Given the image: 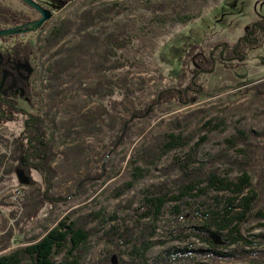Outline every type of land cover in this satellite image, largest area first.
Here are the masks:
<instances>
[{"label": "rangeland", "instance_id": "1", "mask_svg": "<svg viewBox=\"0 0 264 264\" xmlns=\"http://www.w3.org/2000/svg\"><path fill=\"white\" fill-rule=\"evenodd\" d=\"M1 1L25 12L32 21L40 19L38 12L19 0ZM35 1L49 8L53 17L36 34L24 39L34 43L36 52L32 66L23 70L34 72L32 92L37 95L40 89L44 91L42 102L36 98L33 109L22 100L19 103L34 115L48 112L47 77L54 51L47 52L44 47L49 34L63 21L78 22L85 10L106 12L107 21L98 22L90 32L101 38L119 35L129 46L106 63L111 69L108 72L95 70L101 62L96 55L87 58L84 68H79L71 79L67 77V100L52 112L56 126L52 169L56 177L51 196L61 202L43 204L32 220L27 215L30 203L39 198L44 182L36 170L26 175L16 169L12 143L22 133L23 117L0 129V157L6 156L0 166V240L5 238L0 243V256L37 243L67 217L82 221L87 218L91 239L75 264H117L118 260L129 264L133 260L130 247H123L118 238L111 241L108 234L132 228L140 221L137 212L141 208L150 205L156 210V200L162 197L161 192H155L158 188H164L167 198L156 221L154 242L158 244L147 253V264L177 252L208 249L190 236V228L200 223L201 212L223 205L232 197V184L238 183L240 177L237 167L247 159L241 143H229L234 136L243 134L248 138L250 132L258 134L252 176L254 182L259 178L264 181V88L258 87L264 85H260L264 82V44L250 53L244 67L236 71L217 68L208 78L207 91L198 103L189 107L173 103L154 110L149 105L162 90L177 87L190 46L211 49L223 41L236 42L246 26L264 17V0ZM77 40L69 37L66 45L71 47ZM116 59L128 64L123 63L124 69L112 70ZM100 83L104 84L102 90L91 95L90 90ZM146 110L150 113L148 118L131 121L132 114ZM93 112L97 114L91 124L95 131H88L77 121L72 135L66 136L67 122ZM165 134L186 138L190 144L147 168L139 154ZM189 154L194 163H187L188 170L200 168L206 175L216 172L223 184L207 183L206 177L195 185L194 191L175 184L182 174L175 164L180 159L185 165L190 161ZM134 169H141L144 180L116 197V191L132 181ZM261 188L264 194V184ZM241 230L244 242L215 249L223 255H233L231 262L206 260L204 264H264V218L243 225ZM242 251L250 254L243 256ZM73 260L61 256L55 262L69 264ZM133 264H140L139 260Z\"/></svg>", "mask_w": 264, "mask_h": 264}, {"label": "trees", "instance_id": "2", "mask_svg": "<svg viewBox=\"0 0 264 264\" xmlns=\"http://www.w3.org/2000/svg\"><path fill=\"white\" fill-rule=\"evenodd\" d=\"M106 17V12L85 10L78 22L63 21L47 37L44 48L47 52H54L50 56L47 77L49 80L46 105L48 106V112L43 115H34L21 108L18 105L16 93L17 90L18 95H21L32 109L36 107V98L39 102L43 100L44 90L40 89L37 95L34 94L31 89L32 77L28 81L21 80L19 75H24V73L18 69V67L32 64L36 52L35 45L32 41L24 39L36 34L38 31L13 37H0V59L3 61L0 67V129L14 122L16 118L23 117L22 133L12 143V155L17 161L16 169H22L26 175L32 169L36 170L42 174L44 182V190H39V198L30 203L31 209L27 213L30 220L35 218L43 204L48 203L53 206L61 202L59 198L56 199L51 196L53 181L56 177V173L52 169V164L55 161L53 150L56 145V126L52 118V112L60 103L67 100L65 85L74 73L79 71V68H84V65L87 64V58L99 56L101 62L95 66V70L106 73L111 70L106 67V63H109L113 57L125 51L129 46V42H126L125 39L122 40L119 35L110 34L106 38H101L90 32L98 22L107 21ZM31 22L33 21L28 14L13 9L0 0V31L19 25L24 26ZM21 37L23 38L21 39ZM69 37L78 39L71 47L66 45V40ZM263 44L264 17L246 26L243 35L234 43L223 41L216 43L211 49H206L203 46H190L182 61L181 73L177 78V87L159 92L149 107L154 110L162 105L173 103L178 104L180 107H189L198 103L201 96L207 91L208 78L215 73L217 68L221 67L236 71L244 67L250 53L255 49H259ZM116 62L117 65L113 66L112 70L124 69L126 66L123 63L128 64L127 61L120 62L119 59H116ZM67 77L70 78L67 80ZM262 84L264 82L260 85ZM103 86L104 84L100 83L98 87L90 90V94L93 95L101 91ZM258 87L263 89L264 85ZM149 114L148 110L137 111L132 114L131 121L148 118ZM96 117L97 114L93 112L67 122L64 126L66 136L72 135L71 129L78 125L77 121L81 122L88 131H95L91 124L93 120L97 119ZM131 121L129 120L127 123ZM125 127H123V130ZM257 142L258 134L255 132H250L248 138L240 134L229 141L233 145L241 143L244 147V153L247 155L246 161L240 163L237 167V171L240 173L239 182L232 184V197L227 199L226 203L212 206L201 212L199 216L200 223L190 228V236L207 245L208 249L177 252L172 256L158 258L153 264H204L206 260L215 263H228L233 260V255H223L216 252L215 249H227L236 243L244 242L241 237L243 225L261 221L264 218V212L262 211L264 194L261 188L264 181L262 182L259 178L254 182L252 176L254 174L253 164ZM189 144L190 141H187L186 138L184 140L180 137L165 134L156 138L149 147L143 149L139 157L147 168L155 167L169 153L176 152ZM5 157V155L0 157V166ZM187 158L190 161L186 162L185 165L180 163V159H178L179 164H175L177 169H182V174L175 184L181 185L183 189L188 191H194L195 185L202 181L204 177H206L207 183L213 185L223 184V180L218 177L216 172H213L211 176L206 175L203 169L200 168L188 170L186 165H189L187 164L189 162L194 163V158H191V154ZM132 171V181L119 188L115 193L116 197H121L126 191L131 190L135 184L144 180L145 176L142 174L141 169ZM28 179L30 183H33L30 177ZM155 192L162 193V197L156 200L158 204L156 210H152L150 205H147L137 212L140 221L136 222L132 228L125 227L120 232L111 231L108 234L111 241L118 238L123 247H130L133 256L132 264L136 259L139 260L140 264H147V253L158 244V242H154L157 229L156 221L159 219L162 213L161 209L166 203L167 192L164 191V188H158ZM174 213H179V210H174ZM84 219L87 221V218ZM85 220L65 218L58 222L54 229L48 231L37 243L9 255L0 256V264H56L55 260L61 256H64L66 260L75 258L74 262L69 263L75 264L80 252L87 247L92 235L87 230ZM145 220H148L149 223L141 224ZM1 239L0 243L5 240V238ZM242 254L245 256L250 253L242 251ZM117 264L128 263L118 260Z\"/></svg>", "mask_w": 264, "mask_h": 264}, {"label": "water", "instance_id": "3", "mask_svg": "<svg viewBox=\"0 0 264 264\" xmlns=\"http://www.w3.org/2000/svg\"><path fill=\"white\" fill-rule=\"evenodd\" d=\"M19 1L29 6L30 8L34 9L36 12H38L41 18L37 21L33 20V22L26 24L24 26L19 25L18 27L0 31V37H13L17 35H25L32 32L33 33L37 32L41 29V27H43V25L46 22L52 19L53 12L49 10V8L48 9L44 8L43 6L38 4L35 0H19Z\"/></svg>", "mask_w": 264, "mask_h": 264}, {"label": "flooded vegetation", "instance_id": "4", "mask_svg": "<svg viewBox=\"0 0 264 264\" xmlns=\"http://www.w3.org/2000/svg\"><path fill=\"white\" fill-rule=\"evenodd\" d=\"M40 18H41V16H40ZM2 59H0V67H1V65H2ZM32 66V64L31 65H29V66H22V67H18V69H20L23 73H24V75H22V74H20L19 76H20V79L21 80H24V81H28L31 77H32V75H33V71L32 70H30V72H28L27 70H26V72L23 70V69H26V67H31ZM19 70V71H20ZM16 93H17V100H18V102H20V100H22V101H24V102H26V103H28L27 101H25V100H23V98H22V96L21 95H18V91L16 90ZM29 104V103H28ZM18 105H20V103L18 104ZM30 105V104H29ZM21 107V106H20ZM22 108V107H21Z\"/></svg>", "mask_w": 264, "mask_h": 264}]
</instances>
